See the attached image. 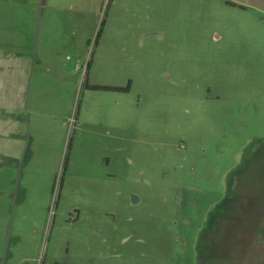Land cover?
<instances>
[{"label":"rangeland","instance_id":"obj_1","mask_svg":"<svg viewBox=\"0 0 264 264\" xmlns=\"http://www.w3.org/2000/svg\"><path fill=\"white\" fill-rule=\"evenodd\" d=\"M0 264H264V0H0Z\"/></svg>","mask_w":264,"mask_h":264},{"label":"trees","instance_id":"obj_2","mask_svg":"<svg viewBox=\"0 0 264 264\" xmlns=\"http://www.w3.org/2000/svg\"><path fill=\"white\" fill-rule=\"evenodd\" d=\"M99 34V32L97 33V35ZM96 88H98V87H96Z\"/></svg>","mask_w":264,"mask_h":264}]
</instances>
